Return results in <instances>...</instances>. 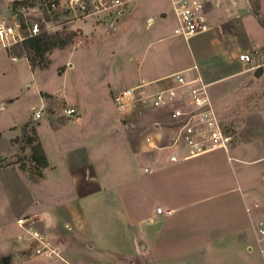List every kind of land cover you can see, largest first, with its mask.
Returning a JSON list of instances; mask_svg holds the SVG:
<instances>
[{
    "label": "crops",
    "instance_id": "1",
    "mask_svg": "<svg viewBox=\"0 0 264 264\" xmlns=\"http://www.w3.org/2000/svg\"><path fill=\"white\" fill-rule=\"evenodd\" d=\"M169 2L170 14L162 12V19H156L155 15L147 16L145 28H151L158 22L160 27L157 31L160 32L166 29L165 26L169 22H172V35H176L174 28L177 25V19L171 0ZM242 3L243 0H238V4L232 9L231 14L214 5L210 7L212 23L221 25L225 29V35H221L217 29H213L186 39L191 40L205 36V38H198L194 41L195 44L189 52V57L180 55L174 58L173 54L168 52L172 47L163 44L162 48L166 52L162 55L167 57L160 58L161 53L158 54V68L147 71V74L139 76L134 84L124 88L144 84L143 89L157 91L174 84V79L169 75L183 70L188 77L200 75L208 83V89L214 103L217 97L210 86L223 78H233L237 82L243 78L242 81L256 83L255 88L262 95L264 85H259V83L264 81V72L257 76L255 70L258 67H264V65L261 66L264 62V43L257 39V41L250 43L247 48L241 46L235 27H237L236 23L241 17L239 9L244 6ZM251 8L249 12L256 18ZM130 10L125 15L112 20L113 31L118 30L119 27L125 24L128 15L131 14H129ZM260 12L264 16V0H261ZM113 17L114 14L111 15V19ZM100 20L108 21L109 14L101 13L87 17L84 19V23L79 25L82 30L81 34H84L87 42L90 40L88 32H95L93 30L100 26L98 23ZM135 46L139 47L141 44L136 43ZM63 49L72 48L66 47ZM173 49L177 50L179 48L176 46ZM242 51L251 52L254 55L252 63L245 65L238 59V54ZM72 65L70 64V66ZM63 70L65 71V68ZM191 70L194 72L192 75L188 74ZM221 71L226 72V74L222 75ZM217 73H219V76H217ZM242 75L244 77H241ZM121 89H112L111 92L114 95L115 92ZM42 93L52 94L49 91ZM53 95L63 99V104L66 107H74L78 110L79 115L75 117L78 121L72 122L75 118H67L64 115L65 107H63L58 115L60 120H51L52 128L46 132V139L43 138L38 128L40 122L35 125L37 137L48 160V166L41 168L42 173L30 182L31 185L24 180L22 170H17L14 166L0 167V173L4 172L6 175L0 176L2 183L4 182L9 189L13 187L12 185L21 186L24 189L22 196L27 197V200L21 197V199L15 201L18 194L15 196L14 193L12 194L14 196L13 204L16 203L14 208L17 209L13 211L8 219L5 218L0 221V227H2V232H0V257L10 256V264H35L34 257L30 260H23L20 256H25L24 251L27 250L26 244L29 242L22 238L24 231L17 222V219L21 216L34 215L32 227L44 233L62 256V259L57 256L48 258V261L46 260L48 264H66L65 261L71 264H79L80 259L91 257L96 259L98 264L107 263L104 252L110 251L107 246L109 239L106 241V237H104L100 240L95 236L94 227L88 219L90 216L102 217L103 214L110 213L105 210H119L120 201L122 203V200H125V203L122 204H126V211L125 214H121V217L125 218L127 228L136 223V217L140 218L137 223H146L143 227V235L138 240V246L126 251L128 256H141L146 259L144 260L146 261L145 264H159L157 261L162 258L212 257L217 249L252 250L254 241L259 244L261 250L263 243L261 244L262 241H260L257 226L259 221H264V192L258 188L256 180L257 184H264V121L252 124L243 122L240 124L239 131H245V133H241L236 141H231L228 150L224 149L229 161V168L226 171L225 169L219 171L218 168L216 169L213 166V169L208 170V172H214L218 175L227 172V184L223 189L208 188V186H187V183L184 182L186 184L184 185L183 181H177V185L172 184L173 186L171 185L168 188H153L150 190L141 187L140 182H150L149 179L153 177L150 175L155 173L158 168L160 169V163L162 162L160 157H157L156 163L150 162L142 167L138 163V152L139 150H162H148L144 143L145 136L154 131L152 128L153 122L158 119L152 120L151 126L143 128L142 134L144 136L138 144L133 131L128 127L130 125L129 120L123 126L105 127L100 120L102 110L97 109L98 112L95 114L90 112L91 121L85 122L83 116L88 114L86 108L80 110L78 106L70 104L66 97ZM256 96L259 95L256 93ZM47 99L50 101L49 98ZM46 104L49 103L46 102ZM132 113H134V109L125 114L119 112L124 120L125 118L129 119V115ZM49 114L50 116L55 115L51 110ZM227 115L229 122L227 123L232 126L231 123L234 124L233 121H235L231 116L232 113L229 112ZM163 117L165 116L159 119ZM31 121L32 117L29 121H25L22 127L27 123L31 125ZM22 127L19 128L17 124L11 125L9 128L11 134L2 145H8L12 148L14 143L16 148L15 138L21 136ZM105 129L111 130L110 134ZM249 131L254 132V136L251 138L246 137ZM2 135H0V139ZM167 141L168 138H165L164 143H167ZM6 146H3L1 152L4 151ZM1 152L0 155H2ZM184 153V150L179 148L178 152L172 153V155L181 156ZM105 154H112V156L108 158ZM3 156L6 155L3 153ZM198 156H201V154L191 158ZM170 157L171 154L165 163L168 165L169 172L163 173L167 177L180 175V179H183L181 171L177 170L179 168L172 165L180 160L191 158L171 160ZM214 159L215 157H212L211 160L215 161ZM113 161H125L128 167H118V165L112 167L111 163ZM255 163H258L260 168L251 171V180L249 181L248 169L245 164L252 165ZM136 166L139 171L134 173ZM118 171L126 176L125 183L122 184V181L119 184L118 182L116 184L117 189H114L111 186L112 184L109 183L113 182L115 178L118 179ZM232 171L235 174L231 173ZM12 174L15 178L14 184H11ZM252 176L255 178L254 181ZM65 181H68L67 184L70 186L68 191L64 189ZM30 189H34V197L30 193ZM98 189H101L102 193L104 191V194H101L98 198H103L104 206L95 208L94 201L90 196ZM144 203H147V207L142 210ZM31 207H34L33 213L28 212ZM158 207H161L163 212H158ZM168 211H171V213H167ZM121 220L120 218L116 224L119 225ZM122 224L124 223L122 222ZM101 225L112 227L109 223L101 222ZM111 235L113 236L112 231ZM10 236H12L10 241L14 242L15 247L9 244L8 238ZM140 243H142V247L139 245ZM128 246L131 247V244ZM85 247L88 249H84ZM114 252L120 254L125 250L116 248Z\"/></svg>",
    "mask_w": 264,
    "mask_h": 264
},
{
    "label": "rangeland",
    "instance_id": "2",
    "mask_svg": "<svg viewBox=\"0 0 264 264\" xmlns=\"http://www.w3.org/2000/svg\"><path fill=\"white\" fill-rule=\"evenodd\" d=\"M43 2L44 0H33V5L31 6L32 10L29 14L28 20L34 19V13L38 9L45 12ZM250 2L251 0H243L242 4L244 6L239 9L241 17L238 23H236L237 27H235V32L243 48H247L250 46V43H253L255 40L257 41V39L264 43V28L249 12V9L251 8ZM11 9L12 0H0V19L4 18L7 21H11ZM129 9H131L129 12V14H131L128 15L127 21L116 31L112 30L111 22L114 17L111 19V15H109L108 21H98L100 26H98L96 30H93L95 32H88L90 36L89 43L87 42V39L85 40V36L84 34H81L82 30L79 28V25L84 23L83 21L86 17L77 18L68 12H64L62 15L58 14L60 15L58 17L59 19L57 21H52L59 24L58 29L62 28L61 21L67 20L65 25L70 29L78 30L77 34L74 36V42L67 46V48L77 49H54L49 56L51 63L44 69H32L26 57L14 59L13 57L8 56L6 48L0 44V135L3 134L0 139V152L3 146H6L2 144L6 142V138L11 134L9 132L10 126L17 124L18 127L21 128L24 122L29 121L32 117L34 109H39L40 107L43 108V116L36 122V125L40 122L38 128L43 138L46 139V132L52 128L51 120H60V116H58L59 112L63 107H66V105L63 104L64 100L60 97H55L53 94L66 97L70 104L76 105V107L78 106L80 110L86 108L88 114L83 116V119L86 120L85 122L91 121V113L93 112L95 114L98 112L97 109L102 110L100 120L105 127L115 126L116 128L117 125L123 126L127 120H129L130 125L128 127L133 131L136 143L139 144L144 136L142 134L143 128L151 126L155 119L164 116L166 114L165 109L160 107L151 108L145 107L144 105H136L134 107V113L130 114L131 116L129 115V119L125 118L124 120L116 110L113 92H111V90L130 86L134 84L142 74L145 75L147 74V71L156 70L158 68L157 64H159L158 54L161 53L160 58L167 57L162 55V53L166 52L162 48L163 44L172 47L168 52L173 54L174 58L175 56L177 57L180 55L189 57V52L195 44L194 41L198 38H205V36L186 40L181 36L172 35V22H169L167 26H165L166 29L160 32L157 31L160 27V23L158 22H156L151 28H145L147 16L155 15L156 19H162V12L170 14L169 0H133L127 7L125 14ZM62 11L63 8H61L60 13ZM150 41L151 43L149 44ZM136 43L141 44V46L136 47ZM176 46L179 49L174 50L173 47ZM262 63L261 66L264 65V62ZM70 64L73 65L70 66ZM61 67L65 68V71H60ZM193 73V70H191L188 74L192 75ZM221 74L224 75L226 72L221 71ZM217 76H219V73H217ZM241 77H244V75ZM242 79L243 78L237 82L233 78H223L214 82L210 86V89L217 97L215 101L217 112L221 118L225 131L232 137L231 141H236L239 139L241 133H245V131L242 132L238 129L239 125L243 122L252 124L264 121V92L262 93L263 96L260 95L259 91L257 92L258 89L255 88L257 85L256 83L242 81ZM259 85L263 86L264 81L259 83ZM140 90L147 91L143 88H140ZM45 91L52 93V97H47L50 101L43 95L42 92ZM256 93L259 96H256ZM46 102L49 104H46ZM50 110L55 113L54 116H50ZM229 112L232 113L231 116L236 121H233L234 124L231 123L232 126L228 124L229 122L227 120V114H229ZM76 121H78L76 118L72 120V122ZM27 126H29V128H27ZM32 127L35 128V125L31 126L30 123L25 124L21 129V136H16L17 138H15L16 148L14 147V143L12 148L7 145L4 151L1 152L2 155H0L1 168L14 166L17 170H22L24 180L30 185V182L34 181V179L42 173L41 168L36 166L31 160V146L33 143H29L30 138H34L36 140L35 142L39 141V138L36 137V135L33 137ZM105 130L110 134L111 130ZM247 133L246 137L251 138L254 136V132L252 131ZM178 149L179 148L175 147L165 148L161 151H140L138 149V163L142 167L148 165L150 162L156 163L157 157H160L162 162L160 163V169L158 168L155 173L150 175L153 176L149 179L150 182L142 181L140 182V186L152 190L153 188H168L172 184L177 185V181H183V184L185 182L187 183V186H208V188L212 187L216 189H223L226 187L227 172L220 173L219 175L214 172H208V170L213 169V166L216 169L218 168L219 171L222 169H225L226 171L229 168V161L223 148H217L220 150L215 149L212 150L215 152H206L207 154L203 153V155L201 154V156L195 158L178 161L172 166L179 168L177 170L181 171L183 179H180V175H170L167 177L163 173L169 172L168 165L165 163L170 154L172 155V153L178 152ZM3 153L6 155L5 157L3 156ZM105 156L109 158L112 154H105ZM212 157H215V161L211 160ZM125 161H113L111 165L112 167L114 165H118V167H128ZM245 167L248 169L249 181L251 180V171L260 168L258 163L252 165L245 164ZM137 171H139V169L136 166L134 173H137ZM231 173H234V171ZM0 176L6 175L3 172L0 173ZM118 176L117 180L115 178L113 182L109 183L112 184L111 186H113L114 189H117L116 184L118 182L119 184L122 181V184L125 183L126 176L123 175L121 171H118ZM11 177V184H14V174H12ZM165 179L166 181H164ZM252 179L254 181V176H252ZM67 182L65 181L64 189L68 191L70 186ZM256 185L264 192V184H257L256 180ZM12 186L13 187L9 189L5 186L4 182L2 183L0 180V221H3L5 218L8 219L13 211L17 209L16 207L14 208L16 203L13 204L14 196L16 194L18 195L15 197V201L19 198L21 199V197L27 200V197L22 196L24 189H22L21 186ZM13 193L14 196L12 195ZM30 193L34 197V189H30ZM101 194L103 195L104 191L102 193L101 189H98L92 196H90L94 201L95 208L97 206H104L103 198L98 199ZM122 203H125V200H122ZM122 203L120 201L119 210H105L110 213L103 214L104 216L102 217L90 216L88 219L90 224L94 227L95 236L100 240L102 238L104 239V237H106V241L109 239L107 246L110 248V251L104 252L107 263L103 262L101 264H145L144 262L146 261L144 260L146 259L141 256H128L126 251H129L132 247L134 249L135 246H138V240L141 235H143V227L146 223H137L140 218L136 217V223L132 227L127 228L125 218L121 217V214H125L126 211V204ZM146 207L147 203H144L142 205V210ZM28 212L33 213L34 207H31ZM90 212L93 213L92 210H90ZM120 218L122 219L121 223L117 225L116 223L119 222L118 220ZM101 222L109 223L112 227L102 226ZM122 222L126 226L122 224ZM23 231L24 234L22 235V238L29 243L26 244L27 250L24 251L25 256L20 255L22 259L30 260L34 257V260L36 261L34 262L35 264H48L46 260L50 257L37 253L34 248V239L27 231L24 229ZM111 231L113 232V236L111 235ZM0 232H2V227H0ZM11 238L12 236L8 238V241H10ZM262 243L264 244V240L261 244ZM9 244H12V246L15 247L13 241H10ZM129 244H131V247L128 246ZM139 245L141 247L143 246L142 243ZM116 248H122L125 252L116 254L114 252L116 251ZM84 249L88 248L85 247ZM213 255L214 256L212 257H196L189 259L162 258L159 259L157 263L264 264L260 246L256 241L253 243L252 250L239 249V251H236L234 249H217L214 251ZM19 259L21 260V258ZM0 264H2L1 259ZM79 264H98V261L91 257L80 259Z\"/></svg>",
    "mask_w": 264,
    "mask_h": 264
},
{
    "label": "built area",
    "instance_id": "3",
    "mask_svg": "<svg viewBox=\"0 0 264 264\" xmlns=\"http://www.w3.org/2000/svg\"><path fill=\"white\" fill-rule=\"evenodd\" d=\"M133 0H44V11L38 9L34 19L28 20L32 7H17L11 9V21L0 19V44L7 48L23 40L28 35L36 34L42 28L53 31L59 28L55 22H46L45 16H60L64 12L74 17L87 18L101 13L114 14V18L125 14L127 7ZM177 25L174 33L190 39L194 36L217 29L225 35L221 25H214L210 19V7L214 5L231 14L238 0H171ZM61 8L63 11L60 13ZM60 14V15H58ZM67 20H65L66 22ZM238 59L245 65L254 60L251 52L242 51ZM174 84L157 91H141L144 84L121 89L114 93L113 99L120 113L131 112L136 105L145 107H160L166 114L162 119L153 122V132L144 138L148 150H160L170 147L182 148L184 154L171 155V160L191 158L217 148L229 149L231 135L223 127L215 103L208 89V83L198 75L188 77L185 72L176 71L169 75ZM64 115L75 118L79 115L74 107H65ZM43 108L34 109L31 126L42 118ZM168 138L167 143L164 139ZM158 212H163L158 207ZM167 213H171L168 211ZM33 216H24L17 220L18 224L34 239V248L40 255L57 256L62 259L48 237L32 227ZM260 241L264 240V221L258 223ZM264 260V244L261 245ZM64 260V259H63ZM66 264H71L65 261Z\"/></svg>",
    "mask_w": 264,
    "mask_h": 264
},
{
    "label": "trees",
    "instance_id": "4",
    "mask_svg": "<svg viewBox=\"0 0 264 264\" xmlns=\"http://www.w3.org/2000/svg\"><path fill=\"white\" fill-rule=\"evenodd\" d=\"M33 5V0H12V7H29ZM261 0H251L252 13L256 16L259 23L264 27V16L260 12ZM58 16L50 17L46 15V22H51L53 20H58ZM62 22V28L53 31H48L42 28L38 33L28 35L23 40L11 45L6 48L7 54L11 57H26L30 63L32 69H44L47 68L50 63V53L56 49H63L74 42V36L77 34L78 30L70 29L66 24L65 20ZM64 23V24H63ZM63 67L60 71H63ZM264 72V67H258L255 70V75L259 76ZM46 97H52L51 94L43 93ZM33 137L37 133L34 127H32ZM34 138H30L29 143H33L31 146V160L34 164L40 168H45L48 166V160L42 144ZM35 142V143H34ZM1 167V165H0ZM2 264H10V256H2Z\"/></svg>",
    "mask_w": 264,
    "mask_h": 264
}]
</instances>
